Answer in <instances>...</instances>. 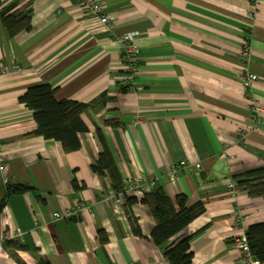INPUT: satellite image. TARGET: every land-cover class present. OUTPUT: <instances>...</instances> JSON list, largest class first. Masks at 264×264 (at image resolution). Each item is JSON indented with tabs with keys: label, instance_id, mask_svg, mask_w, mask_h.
<instances>
[{
	"label": "crops",
	"instance_id": "0c3cea01",
	"mask_svg": "<svg viewBox=\"0 0 264 264\" xmlns=\"http://www.w3.org/2000/svg\"><path fill=\"white\" fill-rule=\"evenodd\" d=\"M99 1L113 25L76 0H0V264H168L151 238L150 208L135 203L131 217L124 207L125 195L141 199L154 184L205 204L183 231L191 264H238L234 238L264 221V198L234 179L264 165V0ZM10 14L27 16L28 29L10 34ZM124 34H135L139 51L131 84L123 83ZM246 70L258 75L247 88ZM39 83L58 100L87 103L78 150L31 134L37 122L19 98ZM99 130L123 177L120 193L92 169ZM133 178L143 185L125 189ZM67 209L76 212L55 218Z\"/></svg>",
	"mask_w": 264,
	"mask_h": 264
},
{
	"label": "trees",
	"instance_id": "16d2710c",
	"mask_svg": "<svg viewBox=\"0 0 264 264\" xmlns=\"http://www.w3.org/2000/svg\"><path fill=\"white\" fill-rule=\"evenodd\" d=\"M12 8H6L4 13ZM27 19V16L21 18L10 14L4 22L9 33L13 34L22 28L28 29L26 26ZM128 89L129 85H121L120 87L122 92H126ZM55 94L56 88L52 85L39 83L29 86L20 96V102L33 110L37 122V127L31 134L61 142L66 152L78 150L82 144L80 133L88 130V126L81 116L87 107V103L70 99L58 100ZM98 134L103 148L92 164V169L101 176L108 175L114 193H120L124 189L123 177L100 130ZM234 179L237 182L238 189L242 187L248 192L249 196L264 198V165L235 176ZM23 190L24 186L10 185L8 191L20 192ZM124 198L126 214L131 217L133 214L131 206L135 203L141 202L150 208L156 220V224L151 231V238L158 248L163 251L168 264L192 263L193 252L190 246L192 236L184 235L183 231L196 217L205 211L203 201L187 205L185 194L172 198L165 186L158 184L145 192L141 199L130 195H125ZM132 224H134L133 231L136 234H141L138 223L132 221ZM246 233L253 255L264 264V221L249 225ZM5 241L6 245L13 244L11 240ZM18 261V264H25L22 260ZM45 264L50 263L46 262Z\"/></svg>",
	"mask_w": 264,
	"mask_h": 264
},
{
	"label": "built area",
	"instance_id": "2783aa9c",
	"mask_svg": "<svg viewBox=\"0 0 264 264\" xmlns=\"http://www.w3.org/2000/svg\"><path fill=\"white\" fill-rule=\"evenodd\" d=\"M76 4L78 8H80L81 10H89L103 24L111 26L115 22V15L107 13L105 11V5L99 0H76ZM134 35L135 34H124L120 38V41L122 42L123 48L125 50L124 54L126 56L125 65L123 66L124 68L123 83L126 84L133 83L137 73V68H134L132 65L133 61H135L137 58L139 59V51L137 47L132 44ZM241 57L243 58L244 63L246 64L248 63L249 60H251L252 51L250 49V45H248L247 43L244 45V48L241 51ZM131 69H134V72H130ZM4 72H5L4 68L0 66V75L3 74ZM240 78L242 79V81L244 82L247 88L250 84H252L253 81L258 79V75L256 73L246 70L244 73L240 74ZM140 88L141 87H139V89ZM261 110L262 109L259 105L254 106V112L259 113L261 112ZM0 165H3V163ZM180 165L186 166L187 161L185 160L181 161ZM200 166H201L200 163H196L194 165V169L198 170L200 169ZM3 168H4V173H6L5 170H7V165H4ZM142 185L143 184L141 183V181L137 178L128 179L125 182V189L134 191L137 187ZM233 185L234 184L232 183L230 188H232ZM150 186H153V183ZM75 212L76 211L73 209H67L64 212L54 213V216L55 218L59 219V218L71 216ZM234 245L238 248L240 252V259L238 264H262L260 259L255 257L251 251L249 238L246 233V230L241 231L234 238Z\"/></svg>",
	"mask_w": 264,
	"mask_h": 264
},
{
	"label": "rangeland",
	"instance_id": "374dc122",
	"mask_svg": "<svg viewBox=\"0 0 264 264\" xmlns=\"http://www.w3.org/2000/svg\"><path fill=\"white\" fill-rule=\"evenodd\" d=\"M137 35V34H136ZM133 39H134V36H133ZM125 50L124 48H122V55H121V60H122V65H125ZM132 65L134 68H137L139 66V59L137 58L135 61L132 62ZM138 70V68H137ZM130 72H134V69H131ZM231 183H228V187H229V190L232 191V189L230 188L231 187Z\"/></svg>",
	"mask_w": 264,
	"mask_h": 264
}]
</instances>
